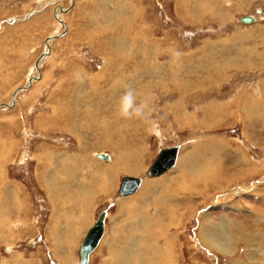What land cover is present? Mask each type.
Listing matches in <instances>:
<instances>
[{
	"label": "rangeland",
	"instance_id": "1",
	"mask_svg": "<svg viewBox=\"0 0 264 264\" xmlns=\"http://www.w3.org/2000/svg\"><path fill=\"white\" fill-rule=\"evenodd\" d=\"M203 2L204 0H187L181 7L176 0H0V104L10 103L14 90L26 84L28 77L35 74L34 62L45 48V38L61 29V23L55 15L56 6L69 7L64 16L57 15L61 19L64 18L66 32L50 41L48 57L40 62V77L28 88L16 93L13 105L0 106V140L4 139L3 143L0 142V147L6 148L11 139L13 141V147H9V150H13L12 160L5 161V171L8 180L18 184L25 191V203L28 208L25 217L28 223L26 228L16 223L15 229L18 232L9 234L10 244L0 240V259L6 264H19L21 259L31 264H78L81 254L80 242L89 225L96 221L102 212H105L102 235L104 237L85 264H103L111 256L113 240L116 243L122 241L121 234L130 233L132 223L141 224L149 220H152L148 227L149 232H146L147 223H143L140 228L141 232L150 233L145 242L147 250L152 241L157 245L166 244L158 233V228L161 227L160 231L164 230V235L168 237L169 248L172 246L170 250L173 249L171 252L177 256L178 264H233L235 260H238L239 264L264 263L257 258L255 246L239 244L233 253H226L205 247L204 243L201 245L196 240L198 222L205 214H210L216 221H224V214L233 219L238 209L241 210L236 215L237 219L249 218L251 210L239 207L243 203H250V206L259 211L264 209V201L259 203V199L252 196L254 193L251 192V188L255 186L257 193L264 195V128H261L257 121L253 126L247 125L245 128L240 110V104L244 102V92H253L254 99L261 94L259 79H264V60L245 70L230 68L231 66L227 68V62H231L232 51L233 55L238 52L245 55L247 62L251 59L259 60L258 56L253 55L254 52H264V0H210L206 4H217L216 9L211 10L210 18L208 15L200 18ZM190 8H194L196 12L200 9L199 15L192 10V13H187ZM109 12L117 16L112 22L109 21ZM243 15L254 16L255 20L250 23L243 22L240 20ZM125 17H128L131 27H136L137 24V29H141L142 43H146V36L150 40H157L162 50L159 59L171 57L170 76L179 81L180 77L186 80L182 84L179 81L173 85L168 83L167 93H162L160 88L153 90L155 97L150 99L154 110L148 123L139 120L124 122L114 118L112 105H115L118 98L107 90L101 91V86L104 85L105 89L110 85L111 75L117 73L116 82L121 87H125L127 83V88H134L136 84L133 81L130 84L128 82V74L132 73V59L131 62L128 59L126 62H118L122 65L121 69L116 60L112 61L111 56L112 49L114 54L118 55L120 41H116L117 35L129 33L122 30ZM126 41L125 45L128 46V40ZM170 50L175 51L174 56L169 53ZM217 50L221 51L222 55L212 54ZM208 53H211L209 59ZM180 58L181 60H178ZM108 62H111L110 66ZM179 64L182 71L176 73L175 68ZM104 66L108 69L103 68ZM218 67H221L220 70ZM192 71L196 73H190ZM122 75L124 82L121 80ZM141 86L135 89L138 99L145 98L139 95ZM125 89L123 88V91ZM84 96L87 99L84 100ZM79 97H83L81 103L77 101ZM104 100L108 103L106 108ZM97 101L103 109L99 106L101 111L94 116L95 112L92 110L97 106ZM261 104L264 106V102ZM85 105L90 107V110L86 109L89 111L88 116L81 115ZM110 106L112 107L109 108ZM203 106L206 116L202 111ZM58 107L64 110L62 114L56 113ZM91 116L96 118L92 119ZM97 116L102 117L97 120ZM104 117V120L101 119ZM108 118L111 123L105 128L104 121ZM81 120L87 129L85 138L78 134L80 130L78 133L74 132V128H82ZM104 130H109V135L119 143L118 146L123 145L124 137L130 140L131 144L128 142L123 151L127 153L128 162L138 164L141 171L137 175L126 170L109 174L111 188L106 195L98 192L94 193V199L83 196V201L78 198V201L76 199L74 202L71 199L72 203L61 201L64 207L59 214L57 231L62 240L68 239L72 234L71 230H64L65 224L71 222L72 225H69L73 229L77 216L82 215L84 206L87 210L86 220L83 218L81 224L85 221L87 223L82 226L78 237H71L70 248L64 247L65 245L54 248L47 233L54 205L44 187L35 179L36 165L44 163H38L35 155L39 150L46 149L44 147L59 151L71 150L74 153V171H78L76 175L82 172L86 175L84 178H87L95 170L92 161L94 157L91 156L93 151L111 154L112 161H115V150L111 144L97 139L99 133ZM173 145L179 146L176 168H170L171 170L168 169L161 175L149 176L147 170L158 152ZM223 157L238 161L239 166L235 165L232 169L223 168L222 178L215 180V184L205 182L206 186L200 183L197 187L194 186L191 176L186 169L183 170V163L180 162L182 158H190L192 165L199 167L207 159L215 162ZM226 159L222 160L223 167L228 166L224 164L229 162ZM78 161L83 162V165ZM102 168L104 169H99ZM128 175L141 178L142 186L132 194L120 196L118 187L122 178ZM84 178H69L68 181L73 182L72 186L68 183L69 188L75 189V185L80 183L78 181ZM60 183L62 184L63 180ZM182 188L184 190H181ZM130 195L132 198H129ZM164 198L167 200L164 201ZM229 203H235L238 208L231 209ZM175 204L181 205L178 207ZM137 213L141 214L136 216ZM168 213L174 217L169 219ZM244 221H247V226L250 225V220ZM65 234L68 236L65 237ZM246 251L252 253L251 256L248 257ZM15 256H19L17 260Z\"/></svg>",
	"mask_w": 264,
	"mask_h": 264
},
{
	"label": "bare ground",
	"instance_id": "2",
	"mask_svg": "<svg viewBox=\"0 0 264 264\" xmlns=\"http://www.w3.org/2000/svg\"><path fill=\"white\" fill-rule=\"evenodd\" d=\"M51 2L53 1H57V0H49ZM178 2V5L183 7L182 5L184 3H186L187 0H176ZM210 0H204V2L202 3L203 5H201V12L202 15H199L200 13V9L199 11L197 10V12L195 11L197 7L194 8H190L189 11H187V13H193L196 12L199 17H203L204 15H208L207 17L210 18L209 16L212 15V9H216V5H210V4H206L209 3ZM48 3V2H47ZM55 3V2H54ZM76 3V2H75ZM205 3V4H204ZM198 4V3H197ZM58 5V4H56ZM59 5H61L59 3ZM42 6V5H41ZM196 6V5H195ZM220 7V6H218ZM189 8V7H188ZM223 9V8H222ZM52 10V9H51ZM118 10V9H117ZM192 10V11H191ZM66 11H61L59 14L56 13V17L57 19H61L59 18L57 15H61L64 16L63 14ZM113 12H109L108 15L110 16L109 21L112 22L114 19H116V14H112ZM186 13V15H187ZM184 14V13H183ZM118 15V14H117ZM197 15V16H198ZM230 16V15H229ZM187 17V16H186ZM195 17V16H194ZM253 17V20L251 22H253L255 20V17ZM189 18V17H188ZM133 19V18H132ZM136 19V18H135ZM134 19V20H135ZM61 20H64V18H62ZM227 20V19H225ZM60 21V20H59ZM250 23V22H247ZM133 25V23H132ZM111 27V26H110ZM113 28V27H112ZM115 28V27H114ZM113 28V29H114ZM139 28V26L136 24V27H131L130 23H129V19L128 17H125L124 19V24H123V28L122 30H126L129 33L124 34L122 33L121 35H117V37L115 38L116 41H120L119 42V48L117 49V53L118 55H115V51L114 49H112L113 51L111 52V56L113 57L112 61L116 60L117 64L119 65L118 67L122 69V65L121 63L118 62H122L123 60L125 61L126 59L129 60V62H131L132 59V65L131 68L132 69V73L128 74L130 75V80L128 81L129 84L131 81L135 82V87L134 89L138 88L139 86H141L140 90H139V95H141V97H151V99L153 97H155V94L153 92V90L155 88H160L162 93L166 92V87L168 83L173 84H177V82L179 81L177 78L172 77V75L170 76V70L172 68V59L171 57L167 56L164 59H159V53L162 52V50H160V44L157 42V40H150V38H148V36L145 37V40L147 39L146 43H142L140 41L141 36V29H137ZM142 28V27H141ZM70 29V27H69ZM69 31V30H68ZM114 31V30H113ZM132 35H131V33ZM144 35V34H143ZM133 36L135 39H133ZM128 38V39H127ZM113 39V38H112ZM131 39V40H130ZM128 40V46L125 45L127 43ZM158 43V44H157ZM162 43V42H161ZM223 46V45H222ZM2 47V46H1ZM218 48V47H217ZM220 48V47H219ZM226 48V47H225ZM241 48V47H239ZM174 49V48H173ZM253 49V48H252ZM251 49V50H252ZM240 50V49H239ZM247 50V49H246ZM254 50V49H253ZM235 51V50H234ZM250 51V50H249ZM175 51H169L170 54L173 55ZM246 52V51H244ZM233 53V51H232ZM230 54V59L231 62L229 64V61L227 62V68H229V66H231L230 68H235V69H244L248 68L251 65L256 66V62H260L264 60V52L261 54V52H254V56H258L259 60H255V59H251L250 61L247 62V60L244 58L245 55L241 54V53H237L235 55ZM164 54V53H162ZM177 54V53H176ZM215 56L218 55H222L221 51H215L214 53H212ZM245 54V53H244ZM249 54V53H248ZM175 55V54H174ZM173 55V56H174ZM208 57L207 59L210 58L211 53H208ZM251 55V54H250ZM177 56V55H176ZM214 56V57H215ZM48 57V56H47ZM139 57V58H138ZM205 54H204V59H205ZM221 57V56H220ZM225 57V56H224ZM50 58V56H49ZM47 58V59H49ZM111 58V57H110ZM175 58V57H174ZM213 58V57H212ZM206 59V61H207ZM219 59V57H218ZM178 60H181L178 59ZM212 60V59H211ZM223 60V59H221ZM226 60V59H225ZM228 60V59H227ZM109 61V60H108ZM111 61V60H110ZM126 62V61H125ZM212 62V61H211ZM219 62V61H217ZM225 62V61H224ZM264 62V61H263ZM183 63V62H182ZM181 63V64H182ZM226 63V62H225ZM111 62H108V66H110ZM178 65V63H176ZM181 64H179V66L177 68H175L176 73L182 71L181 69ZM219 64V63H218ZM124 65V63H123ZM176 65V66H177ZM194 65V64H193ZM263 65V64H262ZM191 66V65H190ZM197 66V65H196ZM194 66V67H196ZM225 66V65H224ZM114 67V66H113ZM112 67V68H113ZM130 67V66H129ZM200 67V66H199ZM106 70L108 68H106L105 66L103 67ZM102 68V69H103ZM115 68V67H114ZM197 68V67H196ZM216 68V67H215ZM219 68V67H218ZM221 68V67H220ZM219 68V70H220ZM223 68V67H222ZM226 68V67H225ZM224 68V69H225ZM264 68V67H263ZM124 69V68H123ZM185 69V68H184ZM183 69V71H184ZM211 69V68H210ZM256 69V68H255ZM262 69V68H261ZM194 70V68H193ZM215 70V69H214ZM116 71V70H115ZM196 71V70H195ZM133 72H135L133 74ZM186 72V69H185ZM198 72V71H197ZM212 72V71H210ZM216 72V70H215ZM222 71H220L221 73ZM100 73V72H99ZM125 72H122V74ZM189 73V72H188ZM190 73H196L194 71L190 72ZM218 73V71H217ZM224 73V72H223ZM261 73V72H260ZM118 74V73H117ZM116 74V75H117ZM186 74V73H184ZM229 74V73H228ZM116 75H111V84L107 85L105 87V89L103 88V86H101V91H109V93L111 92L112 95H114L115 98H118L122 92H123V88L127 89V83L125 85V87H121V85H119L116 82ZM125 75V74H124ZM121 80L124 82L123 80V76ZM174 75V74H173ZM178 75V74H177ZM181 75V74H180ZM183 75V74H182ZM212 75V74H211ZM100 76V75H99ZM179 76V75H178ZM189 76V75H188ZM121 77V76H120ZM195 78V76H194ZM264 78V77H263ZM118 80V79H117ZM183 79L180 77V81L179 83L182 84L183 83ZM186 81V80H185ZM184 81V82H185ZM110 83V82H108ZM199 83V82H198ZM133 84V83H132ZM246 84V83H244ZM95 84H93L94 86ZM259 88L262 89L260 96L257 97V99H254V97H252V93L253 92H244V102L242 104H240V110H241V115L243 118V124L244 127L247 128L246 126H253V124L257 121L260 125L261 128H264V106L263 103L264 102V79H259ZM165 86V87H164ZM214 86V85H213ZM176 87V86H175ZM204 87V86H203ZM209 87V86H208ZM211 87V85H210ZM215 87V86H214ZM246 87V86H245ZM258 87V85H257ZM177 88V87H176ZM180 88V87H179ZM243 88V87H242ZM205 89V88H204ZM213 89V88H212ZM240 89V88H239ZM244 89V88H243ZM249 89V88H247ZM241 90V89H240ZM245 90V89H244ZM200 91V90H199ZM254 91V90H252ZM260 91V90H259ZM110 93V94H111ZM167 93V92H166ZM165 93V94H166ZM151 94V95H149ZM241 94V93H240ZM255 95V94H254ZM100 96V95H99ZM182 96V95H181ZM185 95H183L184 97ZM240 97V96H239ZM81 98L83 97H79L77 101H79L81 103ZM140 98V97H139ZM185 98V97H184ZM246 98H247V102H246ZM87 99L84 96V100ZM141 99V98H140ZM182 99V98H181ZM187 99V98H186ZM186 99H183L185 101H187ZM15 100V97H14ZM96 100V99H95ZM98 100V99H97ZM103 101V100H102ZM113 101V100H112ZM117 101V99H116ZM263 101V102H262ZM115 102V101H114ZM232 102V101H231ZM83 103V102H82ZM97 106L95 108H93L92 111L95 112V115L98 113V111H101L98 109V107L100 106L99 101L96 102ZM229 103V102H228ZM105 104V108L108 105L107 101L104 100ZM111 104V103H110ZM13 105V104H12ZM87 105V104H86ZM83 108V110L81 111V115H85L88 116L87 114H89L90 107L86 106ZM82 106V105H81ZM114 106V105H112ZM112 106H110L109 108H111ZM202 106V105H201ZM200 106V107H201ZM219 106V105H218ZM9 107V106H8ZM92 107V106H91ZM103 109V106H100ZM205 106H203L204 108ZM208 107V106H207ZM213 107V106H212ZM215 107V106H214ZM226 107V106H225ZM88 109V110H86ZM173 109V108H172ZM199 109V108H198ZM202 109V108H201ZM208 109V108H207ZM215 109V108H214ZM112 110V109H110ZM175 110V109H174ZM179 110V109H178ZM183 110V108H182ZM229 110V109H228ZM86 111V112H85ZM91 111V112H92ZM202 111L204 112L205 116H206V109H202ZM238 111V110H237ZM64 112V110H61V108L58 107V110H56V113L62 114ZM112 112V111H111ZM182 112V111H181ZM201 112V110H200ZM214 112V111H213ZM229 112V111H228ZM71 113V112H70ZM93 113V112H92ZM91 113V115H92ZM106 113V112H105ZM113 113V112H112ZM176 113V111H175ZM58 114V115H59ZM80 114V111H79ZM202 114V113H201ZM215 114V113H214ZM217 114V113H216ZM101 115V114H100ZM240 115V117H241ZM64 116V115H63ZM67 116V115H66ZM94 116H91L94 117ZM181 116V115H180ZM230 116V115H229ZM62 117V116H60ZM69 117V116H68ZM90 117V116H89ZM102 117V116H99ZM97 116V120L99 118ZM223 117V116H222ZM238 117V116H237ZM96 118V117H95ZM92 118V119H95ZM107 118V117H106ZM236 118V117H235ZM65 119V117H64ZM101 119H105L101 118ZM113 119V118H112ZM63 121V120H62ZM68 121V120H67ZM85 121V120H84ZM88 121V119H87ZM124 121V120H123ZM65 122V121H64ZM91 122V121H90ZM99 122V121H98ZM125 122V121H124ZM181 122V119H180ZM204 122V121H203ZM66 123V122H65ZM86 123V121H85ZM97 123V122H96ZM102 122H100L101 124ZM110 119L108 118L106 121H104V126L105 128L110 124ZM184 123V122H183ZM68 124V123H67ZM66 124V126H67ZM88 124V123H87ZM127 124V123H126ZM81 127L80 129H75L74 128V132L78 133V131L80 130V132L78 133L79 135H81L82 137L85 138V134L87 133V129L84 128L85 124L83 122V120H81L80 123ZM91 125V123H90ZM89 125V126H90ZM101 126V125H100ZM99 126V127H100ZM103 126V127H104ZM70 127V126H69ZM96 127V128H99ZM112 127H114L112 125ZM95 128V129H96ZM101 128V127H100ZM93 129V128H92ZM112 129V128H111ZM133 129V128H132ZM101 130V129H100ZM99 130V131H100ZM107 130V129H106ZM82 131V132H81ZM85 131V132H83ZM98 131V132H99ZM109 131V130H108ZM108 131L106 132L105 130L100 132L97 139H99L102 142H108L111 144V147L114 148L115 151H113V154L115 156V161L113 162L111 159V154L109 155L108 153L105 152H92L91 156L94 157V159H92L93 161V166L95 167L94 172H91L92 174H89L90 176H87V178H84L86 175H83L82 172L79 173L78 175H76V171H74V167H75V162L72 156H74V153L71 152V150H64V151H59L55 148L50 149L48 147H44L46 149H42L39 150L36 153V158L38 160V163L44 161L43 164H41L39 166V164L36 165L35 167V176H36V181L39 185H41V187H44V189L46 190V193L48 195V197L51 198L53 205H54V209H53V213L51 214V224L47 229V233L48 235H50L51 237V241H52V246L54 248L57 247H62L63 245H65L64 247L70 248L71 246V237L77 235L76 237L79 236V234H81V228L83 229L84 225L87 223L84 222V224L82 225V220L83 218L85 219V215H86V209L83 207L81 210V216L76 218V222L75 225H73V229H72V223L71 225H69L70 223H67V225L65 224V229L64 230H71V235L70 237H67L68 239H64L62 240V237H60V233L57 231V229L59 228V214L61 211V208L64 207V205H61V201L65 200L68 201V203L72 201L74 202L77 198L79 200H84L83 196L87 197V199L92 198L93 196H95L94 193H103V195H106V193L109 192V189L111 188V185L109 184V179L108 176L109 174H116L118 172V170H126L129 173H135V175H137V173H139L141 171L140 166H138V164L136 163H130L128 162L127 159V153L125 151H123L128 144H131L130 140H128V138L124 137L125 139L123 140V145L118 146V142L116 140H114L111 135H109ZM116 131V130H115ZM93 132V131H92ZM111 132V131H110ZM113 132V131H112ZM124 132V131H123ZM73 133V132H72ZM95 133V131H94ZM77 134V135H78ZM111 134V133H110ZM96 135V134H94ZM118 139V138H117ZM121 139V138H120ZM80 140V138H79ZM4 139H1L0 142L3 143ZM97 141V140H95ZM81 142V140L79 141V143ZM88 144V143H87ZM210 144V143H207ZM17 145V144H16ZM104 145V143H103ZM12 146L13 147V141L11 139V142L6 146V148L3 146L2 148L0 147V240H5L8 244H10V233L13 232H18L16 231L15 227L17 224H19L20 226L23 225V228H26V225H28L27 221H26V211L28 210L27 208V204L25 203V191L18 185V184H14L13 182H10L7 178V174L5 171V161L12 160L11 155L13 154L12 151L13 150H9V147ZM132 146V145H131ZM227 146V145H226ZM83 147V146H82ZM196 147V145H195ZM199 147V146H198ZM211 147V146H210ZM110 148V147H109ZM124 148V149H123ZM165 148V147H164ZM7 149V150H6ZM80 149V147H79ZM179 149V146H178ZM206 149V148H205ZM213 149V148H212ZM239 149V148H238ZM204 150V149H203ZM240 150V149H239ZM142 152V151H141ZM160 152V151H159ZM158 152V154H159ZM178 152V151H177ZM79 153V152H78ZM98 153H105L107 155V158H101L98 157L97 154ZM203 153V152H202ZM201 153V154H202ZM244 153V152H242ZM247 153V152H245ZM157 154V155H158ZM198 154V153H197ZM200 154V153H199ZM200 154V155H201ZM210 154V153H209ZM218 154V153H217ZM245 155V154H244ZM247 155V154H246ZM95 156H97L98 158H95ZM143 156V155H142ZM141 156V157H142ZM193 156V155H192ZM92 157V158H93ZM157 157V156H156ZM177 157V154H176ZM201 157V156H200ZM212 157V156H211ZM237 157V156H236ZM77 158V157H76ZM197 158H199V156H197ZM43 159V160H42ZM109 159V160H108ZM190 159V158H189ZM189 159H184L182 158L180 160V162H182L184 169H186L187 173L191 176L192 181L194 182L193 184H195L194 186H198V184H202L203 186L208 182H210L211 184H215L218 178L221 179L223 176V168L227 169V168H233L235 165L239 166V162L238 161H231V160H227L226 158L223 157V159H220L219 161H208L205 160L203 164L198 166H194L192 165V162L189 161ZM194 159V158H193ZM192 159V161H193ZM219 159V158H218ZM226 159L227 161H229L228 163H224L228 166L223 167V161ZM242 159V157L240 158ZM108 160V161H106ZM196 160V159H195ZM234 160V159H233ZM176 161V160H175ZM77 162V161H76ZM90 162V161H89ZM110 162V163H109ZM112 162V163H111ZM196 162V161H195ZM78 163L80 165H83V162H79ZM88 163V162H86ZM114 163V165L112 166V164ZM153 163V162H152ZM178 163V162H177ZM176 162L174 163V165L172 168H176ZM91 164V163H90ZM194 164V163H193ZM196 164V163H195ZM198 164V163H197ZM86 166V165H85ZM105 166H110V167H105ZM235 166V167H236ZM100 167H104V169H99ZM168 168V169H170ZM183 168V167H182ZM168 169H166L165 171H167ZM170 169V170H171ZM89 170V169H88ZM173 170V169H172ZM183 170H180L181 172ZM81 171V170H80ZM164 171V172H165ZM162 172V173H164ZM184 172V171H183ZM85 173V172H84ZM161 173V174H162ZM186 173V172H185ZM158 174V175H161ZM184 174V173H183ZM76 175V176H75ZM83 175V176H82ZM34 176V177H35ZM129 176V175H128ZM151 176V175H149ZM157 176V175H154ZM187 176V175H186ZM241 176V175H240ZM80 179V178H84L83 180H80L78 182H80L79 184L75 185V189L69 188L70 185L68 183L71 184L73 182H69L68 179L71 178V180L73 179ZM132 177H137V176H132ZM111 178V177H110ZM139 178V177H138ZM168 178V177H167ZM181 178V177H180ZM188 178V176H187ZM77 179V180H78ZM87 179V180H86ZM140 179V183L138 185V187L136 188V190L138 191L140 189V187L142 186L141 183V178ZM177 179V178H176ZM63 180V183L61 184L60 181ZM74 180V181H75ZM93 180V181H91ZM112 180V179H111ZM170 180V179H169ZM91 182V183H90ZM189 182V181H188ZM206 182V183H205ZM176 183V182H175ZM180 183V182H179ZM192 183V182H191ZM167 184V183H166ZM178 184V183H177ZM192 184V185H193ZM92 187H91V186ZM191 185V184H190ZM148 186V185H147ZM189 186V185H188ZM206 186V185H205ZM253 186V185H252ZM182 187V186H181ZM119 188V187H118ZM154 188V187H152ZM229 188V187H228ZM255 186H253L251 188V192L254 193V195L259 199V203L264 201V195L262 194H258L257 190H255ZM188 189V188H187ZM240 189V188H239ZM69 190V191H68ZM135 190V191H136ZM169 190V189H168ZM181 190H184V188H182ZM180 190V191H181ZM135 191L129 193L132 194ZM142 191V189H141ZM140 191V192H141ZM179 191V192H180ZM63 192V194H62ZM143 192V191H142ZM201 193V192H200ZM126 194V195H129ZM171 194V193H170ZM92 195V196H91ZM178 195V194H177ZM262 195V196H261ZM120 196H125V195H120ZM155 196V195H154ZM168 196V194H167ZM131 197V195L129 196V198ZM139 197V196H138ZM165 197V196H164ZM172 197V196H171ZM170 197V198H171ZM174 197V196H173ZM128 198V199H129ZM132 198V197H131ZM156 198V196H155ZM176 198V197H175ZM77 199V201H78ZM94 199V197H93ZM165 199V198H164ZM121 201H126V199H120ZM162 200V199H161ZM160 200V202H161ZM167 199H165L164 201H166ZM130 202V200H128ZM127 201V202H128ZM242 204V201H240ZM72 203V202H71ZM92 203V200H91ZM159 203V202H157ZM163 203V202H162ZM174 203V202H173ZM257 203V202H256ZM85 204V203H84ZM94 204V203H93ZM122 204V203H121ZM91 205V204H89ZM167 205V204H166ZM176 205V204H175ZM181 204H179L180 206ZM253 205V204H252ZM257 205V204H256ZM88 206V205H87ZM122 206V205H121ZM158 206V205H157ZM178 206V205H176ZM175 206V207H176ZM178 206V207H179ZM82 207V206H81ZM229 207L231 209H237L238 205H236L235 203H229ZM240 208H244V209H249L250 211V215L249 218H243V219H237L238 217L236 216L238 212H240L241 209H238L235 213L236 215H234L233 219L229 218L231 216H229L228 214H224L223 216H225V220L224 221H216L215 219H213V217L210 216V214H205L203 219L198 222V227H197V237L196 240L199 244H203L205 245V247L211 248V249H217V250H222L225 251L226 253H233V251H235V247H238L239 244H243L244 246H255V251L258 253L257 258L259 259V261H263L264 262V209L263 211H259L256 210V207H252L249 204H244L242 206H239ZM79 208V207H78ZM136 208V207H135ZM88 209V208H87ZM173 209V208H172ZM79 210V209H78ZM134 210V209H133ZM175 210V208H174ZM65 211V210H64ZM136 211V210H135ZM141 212V211H140ZM167 212V211H166ZM171 212V210H170ZM78 214V213H77ZM80 214V213H79ZM141 214V213H139ZM137 213L136 216L139 215ZM239 214V213H238ZM144 215V214H143ZM168 215H170L169 219L173 218L174 215L168 213ZM242 215V214H241ZM247 216V215H246ZM150 217V216H147ZM144 219V217H141ZM137 219V218H136ZM142 219V220H143ZM222 219V218H221ZM237 219V220H234ZM250 220V225H246L247 221L244 220ZM86 220V219H85ZM141 220V221H142ZM149 220V219H148ZM243 220V221H242ZM147 221V219H146ZM95 222V221H94ZM93 222V223H94ZM17 223V224H16ZM92 223V224H93ZM104 223L105 220L103 219V229H102V235L104 234ZM144 223V222H143ZM134 224L132 223V225H130L131 227V232L126 234H121V238L120 240L122 241H116L113 240L111 242L113 248H110V255L108 260L104 261L103 264H178V259L177 256H175V254L173 255V253L169 248V244H168V237L166 235H164V230H162L161 227L158 228V233L161 234V238L163 240H165L166 244H159L157 245V243H154L153 241L150 242L149 245V250H147L146 248V237L147 235L150 236V233L146 234L140 231V228L142 226V224ZM148 224V226L146 227V232L150 231V228H148L151 223L152 220H149V222H146ZM144 223V224H146ZM157 225H161L160 222H156ZM74 224V223H73ZM91 224V225H92ZM155 224V223H154ZM18 225V226H19ZM91 225H89V228L91 227ZM156 225V224H155ZM154 225V226H155ZM165 225V224H163ZM83 226V227H82ZM145 227V226H144ZM88 228V229H89ZM87 229V231H88ZM22 230V229H21ZM25 231V230H24ZM77 231V232H76ZM86 231V233H87ZM75 232V233H74ZM79 232V233H78ZM141 234H139V233ZM22 233V232H21ZM78 233V234H77ZM85 233V235H86ZM84 234V232L82 233ZM67 234H65L66 237ZM84 235V237H85ZM100 237L97 245L95 246V248H97L100 243L103 240V237ZM68 236V235H67ZM152 236V235H151ZM154 236V235H153ZM64 237V238H65ZM83 237V238H84ZM74 238V237H72ZM107 239V238H106ZM83 240V239H82ZM82 240L80 243H82ZM58 241V242H57ZM61 243H60V242ZM116 243V244H114ZM4 244V243H3ZM116 246V248H114V246ZM242 245V246H243ZM81 244L79 245L80 248ZM94 248V249H95ZM244 248V247H243ZM94 249L92 251L89 252L88 254V260H89V255L94 251ZM56 250V249H55ZM210 250V249H209ZM71 251V249H70ZM211 251V250H210ZM221 252V251H220ZM246 254H248V257L251 256L250 254L252 253H248V251H246ZM245 254V255H246ZM254 254V253H253ZM19 256H15V259L17 260ZM2 258V257H1ZM248 259V258H247ZM246 259V260H247ZM7 260V259H6ZM87 260V261H88ZM242 262V261H240ZM5 261L0 259V264H4ZM6 264V263H5ZM19 264H31L29 261H25L21 259V262ZM78 264H80V257L78 260ZM233 264H239L238 260H235L233 262ZM264 264V263H263Z\"/></svg>",
	"mask_w": 264,
	"mask_h": 264
},
{
	"label": "water",
	"instance_id": "3",
	"mask_svg": "<svg viewBox=\"0 0 264 264\" xmlns=\"http://www.w3.org/2000/svg\"><path fill=\"white\" fill-rule=\"evenodd\" d=\"M69 7H61L56 6L54 9L56 13L59 11H66ZM61 23V29L56 31L54 34L48 35L44 40V50L42 53L38 56V58L34 62V68H35V74L28 77L26 84L17 87L13 94L10 103H1L0 106H11L14 103V97L16 93L20 90H24L28 88L31 83L35 80H37L40 77V62L42 59H44L50 52V41L54 38H57L61 35H63L66 32V24L63 20L59 19ZM240 20L243 22H251L253 20V17L251 15H243L240 17ZM178 151V145H173L170 147L162 148L153 161V163L149 166L147 173L148 175L154 176L161 174L166 169L172 167L176 160V154ZM98 157L101 158H107V155L105 153H98ZM140 183V179L138 177H132V176H124L120 182L119 188H118V194L119 195H126L136 190ZM105 212H102L99 217L96 219V221L91 225V227L88 229L85 237L82 240L81 246H80V264H85L88 260V254L90 251H92L95 246L97 245L101 235H102V229H103V219H104Z\"/></svg>",
	"mask_w": 264,
	"mask_h": 264
},
{
	"label": "clouds",
	"instance_id": "4",
	"mask_svg": "<svg viewBox=\"0 0 264 264\" xmlns=\"http://www.w3.org/2000/svg\"><path fill=\"white\" fill-rule=\"evenodd\" d=\"M153 110L149 97L138 99L136 90L129 87L118 97L113 117L118 120H139L148 123Z\"/></svg>",
	"mask_w": 264,
	"mask_h": 264
}]
</instances>
